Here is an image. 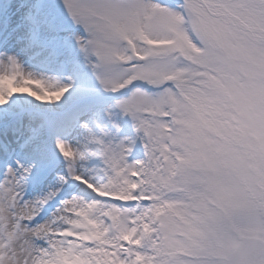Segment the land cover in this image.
<instances>
[{"label":"snow or ice","instance_id":"obj_1","mask_svg":"<svg viewBox=\"0 0 264 264\" xmlns=\"http://www.w3.org/2000/svg\"><path fill=\"white\" fill-rule=\"evenodd\" d=\"M0 264H264V0H0Z\"/></svg>","mask_w":264,"mask_h":264}]
</instances>
